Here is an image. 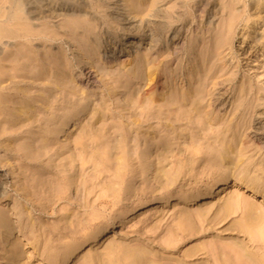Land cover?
<instances>
[{"label":"bare ground","instance_id":"6f19581e","mask_svg":"<svg viewBox=\"0 0 264 264\" xmlns=\"http://www.w3.org/2000/svg\"><path fill=\"white\" fill-rule=\"evenodd\" d=\"M19 1L13 0L12 4H15L12 5L10 10L0 11V44H3L0 46V114L4 113V115L8 117L9 121L21 119L22 123L17 125L18 128L26 126L27 123H35L38 127L43 125L45 129L44 131L51 133L56 137H58L59 133L65 132V140L67 143L72 142V145L77 147V149L79 148L84 155H86V153L88 154V156H84L82 153L80 154L84 156H81L83 161L89 160V153L93 157L92 158L90 156L91 159H94L95 162L98 161L96 162V165H94V168H96L99 164H104L102 166H105V164L106 166L107 164H111L112 169L107 168L106 166L105 167L107 170L109 169L108 173H114L115 180H113L114 176L111 175L113 177L110 184L107 186L102 184L106 187L105 199H101L102 201H110L112 203L116 202L117 204L118 200L122 197L121 195L128 193L134 186L135 178H140L142 176L141 178L144 180L146 176H148L147 173H150V171L152 174L151 178L155 180L154 183L157 184V186H165L166 188L170 187L169 189L171 190L173 188L171 186L175 184L178 178H180V175H184V178L185 175L187 177L190 176V173L194 170H192V166L196 161V158H200L202 163L204 161V164L205 161L207 162L206 164H208V162L212 160H217L219 162V167L214 166L213 164L212 165L214 168H220V173H217V176L215 175L216 177L214 178L210 189H207L203 193L192 194L190 193L191 191H187L189 193H184V196H179L177 194L178 192H176L178 197L182 200L181 202L183 205L180 204L182 205L180 207H184L186 205H197L196 213L198 215L196 213L194 215L208 217V214L210 213V216H212L211 221H213L220 215L221 212V215L223 214V207L229 210V208H232L234 204H237V199L235 200L233 196H229L222 201L223 203L221 202L222 204H217L218 206L214 207L212 210L213 206L216 205L215 202L218 201L224 193L225 185L230 183L233 185V191L240 194H246L249 198L248 201L250 200L251 202L256 200V202L264 204V175H250L251 172L249 173V170L247 171L245 168V162H239L238 156L241 153L242 146H237V144L233 143V136H239V138H241L246 131V126L243 129L240 128L234 130L232 138H228L226 134H216L214 136H204L202 139H199L194 133L189 132L190 137L196 139L186 146L189 151V156L185 155L186 152L179 148L180 143L178 142V139L184 136L185 130H187L186 125H190V127L196 125L195 127H199L202 123L200 120V114L204 113L205 115H208V111L211 106V98L209 97V94L214 90L212 87L216 84V79L220 76V72H224L226 57L231 59V61H234V68H237V66L241 65V63L245 65L246 69L244 75L239 82L240 86L238 87V92L240 95L238 98L244 99L240 102L244 106L246 105V109L240 115V119H242L245 115V118L249 115L252 116V108L257 105L256 101L261 99V91H264V83L262 82V79L264 78V61H260L259 63L255 61L257 58L260 60L264 59V0H220L222 14L220 15V19L216 25H212L209 18L211 16H216L217 12L213 10V7H207L210 3H205L206 5H204L205 7L202 11V16H206V18L207 15L209 16L207 21L209 27L203 30L202 34L196 35L195 42L189 48L190 50H193L195 54L187 63L184 70L181 73L176 74L174 73V70L170 69V63L173 58L168 50L160 51L154 60L150 59V54L148 52L142 53L139 50H136L133 59L130 61L119 62L118 68L107 69L105 65L103 66L99 62L101 56L100 44L102 41L98 35L99 31L102 29L101 25H103L101 19L106 16L98 17L97 10L91 8V4H88L85 0H80L76 5H70L67 0H64L63 5L58 4L59 6L55 3L51 5L45 1V8H33L35 6L33 5L35 0H26V8H22L24 1L21 0V3ZM183 1V7H187L190 3L191 5L198 3V0ZM155 2L156 0H131L130 2L129 0H124L125 4L122 8H138V6H145L144 15L156 17V22H152L148 19V22H145V25L143 26V31L133 28L132 26H121V29L135 35L146 36V39L150 42L161 41L162 36L166 37L168 31L173 28L174 23L177 19H179L180 14L179 12H175L174 17L171 14L162 12L159 8L153 9L152 6ZM14 5L16 8L13 7ZM114 12L118 13L116 15H119V19H117L116 16H112L110 17L111 22L116 21L118 24L120 20L127 21V16L125 14L117 11ZM190 15L192 19L195 18L192 13ZM48 16L50 18L61 17L59 24L63 29V42L73 46V58L83 62L85 65H89L95 73H98L100 80L103 81L104 79V81L111 84L109 94H118L121 96V99L123 100V109L128 112V109L130 108L133 113L132 115L135 117V121L139 122L142 118H145L144 120L148 121L153 119L161 125L164 134L168 137L165 142H157V144H159L158 150L160 155L163 156H160L157 160H152L154 152H152L151 146L156 145L153 139L147 140L144 135L141 138L140 135H137V133L132 135L131 130L129 129L130 127H128L127 130L120 129V125H118L115 121H107V118L105 117L107 113L106 107L101 105V103L94 105L92 103L93 99L85 90L82 89L79 91V89L73 85L74 77L72 72L67 67L68 61L64 50L63 59H58L57 54L59 51H52V49L42 54L41 57H38L37 54H35L37 50H35L36 47L35 44H33L34 40H37L36 43H40L42 45L49 40L61 39V37H58V30L54 29L53 23L51 24L50 22L48 23V21H40L38 24L35 22V20H41L42 18ZM257 25L260 26L258 27ZM4 39L10 40V42L8 43L7 40L8 44L4 43ZM132 43L133 41H131V44ZM245 47H247V50L250 51L244 53L243 49ZM253 50L255 51L254 54L251 52ZM129 52L130 51L128 50L127 54L130 55ZM47 54L52 57V60H45L47 59L45 57ZM250 58H253L254 60H249ZM121 60L123 59H119V61ZM132 60L135 62L134 65L132 64ZM243 60L244 62H242ZM252 62L253 64L260 65L251 66ZM7 63H10V71L3 69L4 65H8ZM59 65H61L63 69H56L57 74L61 78L56 85V87L58 86L60 93L56 95V99L54 101L55 105L49 104L51 99L48 98L47 95H41L39 97V100L41 101L40 105H43L45 109H50L52 112L57 110L62 111V113L57 116V119L51 122L52 124L49 123L50 120L45 121L38 116H33V113L37 111L34 106V101L29 102L27 99L11 97L9 92L3 93V90L9 87L12 79L24 77L25 75H30L31 78H34L37 74L41 76L44 71H49L50 67H56ZM235 73L236 72H232L234 76ZM161 75L165 79L167 90L160 92L159 95L161 96L162 103L155 105L150 99V96L156 92L155 89H153L154 85L150 87L151 90H149V92L143 91V87L140 85L138 87L135 86H137L139 81L142 80H145L146 85H149L154 78ZM235 78L238 79L236 76ZM186 82H188L187 84L191 83V85H188L187 87H180L182 83ZM71 85H73L76 89H72L73 87ZM252 88H255V92L250 94ZM203 93H205V96ZM71 94L72 96L69 97ZM250 104L252 106L249 107ZM89 105L90 108L86 110ZM84 113L87 115L85 118L88 121L87 129L82 122H80L81 116ZM246 120L250 121L248 119ZM3 122H5L4 118L0 120V123ZM237 124L241 125V127L244 125V123L241 122H238ZM75 125H78L79 127V129H77L79 130L77 131L79 134L75 135L72 140H69L68 137L71 132L76 130ZM181 125H185V128L180 127ZM179 127L180 129H178ZM5 133L6 129L0 125V134ZM111 135H113V138ZM127 138H130L133 141V145L136 144V148L133 147V149L135 148L134 151L131 149L133 153L130 152V148L132 146H129L130 148L127 146ZM89 139H92L95 144L94 142L91 143ZM35 140H28V142L20 143L16 148V152H20V154L34 153L35 156L29 157L30 160L35 158L39 159L43 157H50L51 155L48 156L46 145H35ZM87 140L91 143V145L94 144L92 145L94 146L93 149L91 148L92 153L87 152ZM43 141L45 142L47 139L45 138ZM139 141L142 143L140 144ZM175 148L179 149L178 152L176 151L177 153L174 154L175 156L177 155L178 158L176 157L175 160H173L174 162L172 161L173 163L171 162V165L166 167L167 165L164 161H168L167 159L171 156V152ZM158 150H156V152ZM174 155H172L173 158L175 157ZM87 157L88 159H86ZM156 157H158L157 154ZM80 160L82 161L81 158ZM90 161L91 160H89V162ZM82 164L83 162H81V165ZM0 166H6L8 170L13 169V164L9 159L0 158ZM128 166V170L130 171L129 176H131V179L126 181V178L128 177L125 176V173H127L125 171ZM63 167L64 173L59 181H54L46 188L39 190L42 192V197L44 194L47 195L45 198H42L44 202L41 205L45 203L46 207H48L50 206L49 204L53 203L56 199H65L63 196L65 195V191L69 193V198L67 200L71 198L73 201H79L81 199L78 197V194L80 193L77 194L76 192L78 191V186L80 184H76V181V183L66 182V184L64 182L71 175L74 177V175L78 173L73 172L71 175H67L65 174L67 169L64 164ZM262 169L264 170L263 166ZM94 170L96 171L97 169ZM231 171L235 173L237 172V175H241L244 171H246V173H244L237 182L236 180H230V177L233 175H229ZM6 175L7 172L0 173V198L8 195L6 190ZM78 176L79 175H77V177ZM178 182L179 181H177V183ZM157 186L155 187L158 188ZM72 189L75 190V193L70 196ZM146 189L148 190V188ZM146 189H143L142 191ZM154 189V187L149 188L151 195ZM16 190L17 188H14V191ZM176 194L169 193V195H165L166 197L161 202L167 204L170 199L176 198ZM162 195L163 194L161 193V196ZM8 197H10V195ZM148 202L149 201L143 203L136 202V205L126 207L122 215L115 214V217L113 215L114 219L110 225L106 227L98 226L95 228L88 241H79V243H76L75 245L70 244L69 246H66L65 244L66 247L61 248V250L58 249L59 251H53V249L51 251L50 247L48 249L50 250L48 257L47 254H45L47 264H72L82 258L81 256H83V252L86 254L88 250L104 245V242L107 239L108 242L106 243V249L109 247L110 250H114L122 247L121 249L125 251L126 256L129 258L127 264H156V262L147 258V252H145L144 249V251L141 249L143 247L129 248L127 245V247L124 246L125 244L120 245V243L116 241H114L116 244H114L113 241L111 242V238L115 236L114 229L120 226V224L123 223L128 216L140 213L142 209L148 206ZM79 203L80 205L78 206H81V204L83 205V203V207L86 206L85 202L82 203L79 201L78 204ZM206 203H209L207 206L209 208H200L201 204ZM262 207L259 208L257 205L250 203L243 212V220L241 222L236 221L238 223L236 226L240 231L247 232V234L249 233L253 237L257 236L262 238L261 240H264V234H262L264 232L258 233L255 231L256 226H260L262 222L261 220L263 214L261 210L264 209ZM23 210L25 211V209ZM72 212L69 214L71 215ZM181 212L182 213L180 215H177V222L179 225L178 229L182 228L184 231L187 230L190 233L192 232V234L197 233L199 229L195 228L192 224L195 216L193 215L192 217L191 212L189 213L187 210L186 213L183 210ZM62 229L63 226H61V230ZM13 230L14 224L8 209H5L2 205H0V244H5L0 263L13 264L22 252L23 248H37L36 239L32 240L29 238L27 240H23L14 234ZM259 234H261V236ZM182 235L184 234L182 233ZM185 235H187V233ZM202 247L205 248L206 245L203 244ZM193 250H195V248L188 250V255H191ZM244 255L245 257L247 256L251 264H264V258L262 259L261 256L259 257L246 251ZM43 259H38L36 264L46 263Z\"/></svg>","mask_w":264,"mask_h":264},{"label":"rangeland","instance_id":"374dc122","mask_svg":"<svg viewBox=\"0 0 264 264\" xmlns=\"http://www.w3.org/2000/svg\"><path fill=\"white\" fill-rule=\"evenodd\" d=\"M12 1L13 0H0V11L10 10L12 5L15 4H12ZM23 1L24 5L22 8H26V0ZM45 1L51 5L54 3L57 5H63L64 0H35L33 4L35 6L33 8H45ZM75 1L76 0H67L70 5H76L80 0ZM130 1L131 0H129V2ZM182 1L183 0H156L155 4L152 6L153 9L159 8L162 12L171 14L174 17L175 12H179L180 17L175 21L173 28L168 31L166 37L162 36L161 41L150 42L146 39V36L135 35L124 30L126 32L125 33L121 29V26H132L133 28L143 31V26L145 25V22H148V19L152 22H156V17L144 15L145 6H138V8H122L125 4L124 0H85V2L91 4V8L97 10L98 17L106 16L101 19L103 25H101L102 29L99 31L98 35L102 41L100 44L101 56L99 62L103 66L105 65L107 69H114L119 67V62L130 61L133 59L136 50H139L142 53L148 52L150 54V59L152 60L157 57L160 51L168 50L173 58L170 63V69L174 70L175 74L181 73L195 54V52L189 48L195 42L196 35L202 34L203 30L209 27L207 24L209 16L207 15V18L206 16H202V11L205 7L204 5H206L205 3H210L207 7H213V10L217 12L216 16H211L209 18L212 25H216L218 23L220 19L219 17L222 14L220 0H198V3L195 5H191L190 3L187 7L182 6L184 2ZM13 7L16 8L15 5ZM114 11L125 14L127 16V21L120 20L118 24L116 21L111 22L110 17L112 16H116L117 19H119V15H116L118 13ZM191 13L194 15V19L191 18ZM48 17H44L41 20H35V22L38 24L40 21H48V23L50 22L51 24L53 23V27L55 30H58V37H61V39L49 40L42 45L40 43H36L37 40H34L33 44H35V50H37L35 54H37L38 57H41L42 54L52 49V51H59L57 54L58 59H63L64 50L68 61L67 67L72 72L74 77L73 85L77 87L79 91L82 89L85 90L93 99L92 103L94 105L101 103V105L106 107L107 113L105 117L107 118V121H115L118 125H120V129L127 130L128 127H130L129 129L131 130L132 135L137 133V135H140L141 138L144 135L147 140L153 139L156 145L151 146L152 152H154L152 160H157L160 156H163L160 155L158 150L159 144H157V142H165L168 137L164 134L161 125L153 119L148 121L144 120L145 118H142L139 122L135 121V117L132 115L133 113L131 109L129 108L128 112L123 109V100L121 99V96L118 94H109L111 84L104 81V79L103 81L100 80L98 73H95L89 65H85L83 62L73 58V46L63 42V29L59 24L61 17ZM257 26L259 27L260 25ZM7 40L8 39H4V43L8 44L10 42V40H8L7 43ZM131 41H133L132 44ZM1 45L3 44H0V46ZM128 50L130 51V55L127 54ZM247 51L250 50H247V47H245L243 52L246 53ZM251 52L254 54L255 51L253 50ZM45 57L47 58L45 59L46 61L52 60V57L49 54L45 55ZM119 59L123 60L119 61ZM249 60L254 59L250 58ZM255 61L259 63L260 61H264V59L260 60L257 58ZM225 62L226 65L224 67V72H220V76L216 79V84L212 87L214 90L209 94V97L211 98V106L208 111V115H205L204 113L200 114V120L202 123L199 127H195L196 125H193V127L186 125L187 130H185L184 136L178 139V142L180 143L179 148L183 149L186 152V154H184L189 156V151L186 146L196 140L195 138L190 137L191 132L199 139H202L204 136H214L216 134H226L228 138H232L234 130L240 128L243 129L246 126V131L241 138H239V136H233V143L237 144V146H242L241 153L238 156L239 162H245V168L247 171L249 170V173L251 172L250 175H264V170L262 169V166L264 167V91H261V99L256 101L257 105L252 108V116L249 115L245 118V115L242 119H240V115L246 109V105L244 106L240 102L244 100L243 98H238L240 95L238 87L240 86L239 82L240 79H242L246 68L242 63L241 65L243 66L239 65L237 68H234V61H231V59L227 57L225 58ZM242 62H244V60ZM134 63V60H132L133 65ZM7 64L8 65L3 66V69L10 71V63ZM259 65L260 64H253V62L251 63V66ZM56 69L63 68L61 65L56 67L52 66L49 68V71H44L41 76L37 74L34 78H31L30 75H25L24 77L12 79L9 87L3 90V93L9 92L11 97L27 99L29 102L34 101V106L37 111L33 113V116H38L45 121L50 120L49 123L52 124L51 122L57 119V116L60 115L62 111L57 110L52 112L50 109H45L43 105H40L41 101L39 100V97L41 95H47V97L51 99L49 104L55 105L54 101L56 99V95L60 93V90L58 89V86L56 87V85L61 78L57 74ZM232 72H236L235 76L238 79L235 78ZM262 82L264 83V78L262 79ZM187 83L188 82L182 83L180 87H187L188 85H191V83ZM73 85H71L73 87L72 89H76ZM139 85L143 87V91L148 92L151 90L150 87L154 85L153 89H155L156 92L150 96V99L155 105L162 103L161 96L159 94L161 91L167 90V84L162 75L154 78L149 85H146L145 80H142L139 81L138 85L135 87H138ZM254 92L255 88H252L250 94H253ZM203 95L205 96V93H203ZM71 96L72 94L69 95V97ZM250 106L252 105L250 104L249 107ZM89 108L90 105L86 110ZM85 115L86 114L84 113L81 116L80 122H82L87 129L88 121L85 119L87 117V115ZM3 118L5 122L0 123V125L6 129V133L0 134V158L9 159L13 164V169L8 170L6 166H0V173L7 172L6 190L8 192V195L0 198V205H2L5 209L7 208L9 214L11 215L14 224V234L23 240H27L29 238L32 240L36 239L35 241L37 243L36 249H33L32 247L23 248L22 252L13 264H36L37 260L40 258H44L43 261L45 260L44 262H46L44 264H47L45 254H47L48 257V253L50 252L48 249L50 247L51 251L52 249L53 251H59L67 245H75L76 243H79V241H88L92 231L98 226L106 227L110 225L115 217V214L122 215L126 207H130V205L134 206L137 203H143L146 201H149L148 206L142 209L140 213L128 216V218L121 223L120 226L114 229L115 236L111 238V242L113 241L114 243V241H116L120 243V245H127L129 248L143 247L141 248L142 250L144 249L145 252H149L148 254L146 253L148 256L147 258L156 262V264H251L247 256L245 257L246 254L244 255L245 251L259 257L261 256L262 259L264 258V240H261L262 238L257 236L253 237L249 233L247 234V232H242L236 226V224H238L236 221L241 222L243 220V212L250 203L257 205L259 208L262 206V208H264V204L256 202V200L250 202V200L248 201L249 198L246 194L234 192L232 183L225 185L224 193L221 195V198L215 202L216 205L213 206L212 210L214 207L218 206L217 204H222V201L229 196H233L235 200L237 199V202L235 201L237 204H234L235 207L233 206L232 208H229V210L223 207L222 210L225 215L222 214V216L221 212L220 215L216 219L214 218L215 220L213 221H211L212 216H210V213L208 214V217L194 215L197 212V205H186L184 206L186 208L180 207L183 204L178 195L184 196L190 191L192 194H198L210 189L217 173H220V168L213 167V165L219 167V162L217 160H212L208 162V164H206L207 162L205 161L204 164V161L202 163L200 158H196V161L192 166V170H194L190 173V176L187 177L185 175L184 178V175H182V178L180 175V178L177 180L179 182L177 183L176 181V185L173 184L171 186L173 187L171 190L169 189L170 187L166 188L165 186H157V184L154 183L155 180L151 178L152 174L150 171V173H147L148 176H146L144 180L141 178L142 176L140 178L136 177L134 180L135 183L133 182L134 186L128 193L121 195L122 197L118 200L117 204L116 202L112 203L110 201L104 202L101 200L105 199L106 195V187L104 186L110 184L114 173H108L109 169H106V167L112 169L111 164H107V166L105 164L106 167L102 166L104 164H99L97 165L98 167L96 166V168H94V165H96V162L98 161L95 162L94 159H91L92 156L89 153L94 147L92 145L95 144L92 139L89 140L91 143L94 142V144L91 145V143L87 140V144L89 146L87 145L88 148L86 147L87 152L91 156H89V160L91 161H83L82 157L86 155L88 156V154L86 153V155H84L79 148L77 149V147L72 145V142L67 143L65 140V132L59 133L58 137H56L51 133L44 131L45 129L43 125L38 127L35 123L30 124L26 122V126L18 128L17 125L22 123L21 119L9 121L8 117L5 116L4 113L0 114V120ZM246 119L250 121H247ZM238 122L244 123V125L241 127V125L237 124ZM184 126L185 125H181L180 127L183 128ZM180 127L178 129H180ZM75 129L76 130H73L69 135V140H72L75 135L79 134L77 132L79 131L77 130L79 129L78 125H75ZM111 137L113 138V135H111ZM45 138L47 141L44 142L43 139ZM28 140H35V145L45 144L48 156H51L30 160L29 157H34V153L20 154V152H16V148L19 144L28 142ZM126 140L128 148H130L129 146H132L130 148V152L133 153L136 148V144L133 145V141L130 138H127ZM139 143L141 144L142 142L139 141ZM133 147L135 148L133 149ZM131 149L133 151H131ZM156 150L158 151L156 152ZM174 150L171 152L170 157L169 153V158L167 159L168 161H164L167 165L166 167L170 166L171 162L175 160L176 157L178 158V156H175L174 154L177 153L179 149L175 148ZM81 153L84 156L80 155ZM155 153L158 157H156ZM172 155L175 157L173 158ZM86 159H88V157ZM81 162H83L82 165ZM63 164L67 169L65 174L71 175L73 172L78 173L75 174L74 177L71 175L72 178L70 176V179L65 178L66 180L63 181L65 184L66 182L76 181V184L79 183L82 185L80 186L78 184L80 189L78 188V191L76 192L77 194L80 193L78 194V197L81 198L79 201L82 203L85 202V207L87 209L83 207L84 203L83 205L81 204V206H78L80 205V203L78 204L79 201H73L71 198L67 200L69 198V193L66 191L65 193L63 192L65 194L63 195L65 199H56L53 203L49 204L50 206L48 207H46L45 203L41 205L44 202L42 198H45L47 195L44 194L42 197V192L39 190L46 188L54 181L60 180L64 173ZM93 168L97 170L95 171ZM128 168L129 166L127 167V170ZM127 170L125 171L127 172L125 173V176L128 177L126 178V181H129L131 176H129L130 171ZM244 173H246V171L242 172L241 175H237V172L235 173L231 171L229 175L231 176L233 174V177L231 176L230 180H236L238 182V180H240L239 178H241ZM77 175L80 177H77ZM107 175L110 176L108 177ZM113 180H115V176ZM102 184L105 185L103 186ZM150 186L156 189H154L152 195L151 192H149V188H151ZM103 187L105 188V192ZM14 188H17V190L14 191ZM146 188H148V190ZM143 189H146L144 190L145 192L142 191ZM165 192L168 195L169 193L176 194V192H178V195L176 194L175 196L176 200L174 198L170 199L167 204L161 202L167 196ZM74 193L75 190L72 189L70 196ZM161 193L163 194L162 196ZM9 195L10 197H8ZM118 203L122 205H119ZM208 205L209 203L201 204L200 208L204 209ZM23 209H25V211ZM182 210L185 213L186 210L189 213L191 212L192 217L193 215L195 216L192 224L200 231L198 230L197 233L192 234V232L190 233L187 230L184 231L182 228L178 229L179 225L177 222V215H180ZM261 211L263 214L261 220L262 222L260 226L257 225L255 228V231L258 233L264 232V209ZM70 212L73 214L71 213L70 215ZM61 226H63L62 230ZM182 233L184 235H182ZM186 233L187 235H185ZM259 235L261 236V234ZM107 242L108 239L104 242V245L88 250V253L86 252V254L83 252V256H81L82 258L72 264H127L129 258L126 256L125 251L121 249L122 247L114 250H110L109 247L106 249ZM203 244L206 245L205 248L202 247ZM4 246L5 244H0V259L3 255ZM192 248H195V250L192 251L191 255H188V250Z\"/></svg>","mask_w":264,"mask_h":264}]
</instances>
